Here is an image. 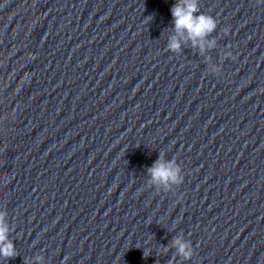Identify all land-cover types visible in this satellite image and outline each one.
<instances>
[{"label": "water", "instance_id": "95a60500", "mask_svg": "<svg viewBox=\"0 0 264 264\" xmlns=\"http://www.w3.org/2000/svg\"><path fill=\"white\" fill-rule=\"evenodd\" d=\"M177 2L0 8L4 264H264V4L198 0L217 21L201 54L168 48ZM158 159L181 185L151 183Z\"/></svg>", "mask_w": 264, "mask_h": 264}, {"label": "clouds", "instance_id": "9594fccd", "mask_svg": "<svg viewBox=\"0 0 264 264\" xmlns=\"http://www.w3.org/2000/svg\"><path fill=\"white\" fill-rule=\"evenodd\" d=\"M7 0L0 3V8L6 6ZM258 3L264 4V0H258ZM198 0H178L170 9L173 19L174 31L176 36H173L168 44V48L172 52H179L183 41H189L194 48H199L201 54L206 49L216 47V41H208L207 37L211 35L217 28V21L209 15H196L199 12ZM224 35H228V30H224ZM231 51H227L221 57V62L225 60L235 61ZM212 75L220 76V67L212 68ZM148 174L151 177L153 185H162L167 190H171L173 186H179L183 183L184 177L182 169L175 161L162 162L158 159L148 169ZM9 226L6 223V214L0 211V264H4L5 260H9L17 256L13 242L9 239ZM177 254L184 260H191L193 257V247L190 243L182 238L173 241ZM147 255V252L145 253ZM27 264H44V257L37 255L34 261L29 260Z\"/></svg>", "mask_w": 264, "mask_h": 264}]
</instances>
